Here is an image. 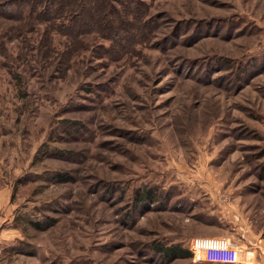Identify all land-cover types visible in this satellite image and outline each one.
<instances>
[{
  "label": "rangeland",
  "instance_id": "1",
  "mask_svg": "<svg viewBox=\"0 0 264 264\" xmlns=\"http://www.w3.org/2000/svg\"><path fill=\"white\" fill-rule=\"evenodd\" d=\"M85 1L0 0V264H203L151 246L215 235L260 263L264 0Z\"/></svg>",
  "mask_w": 264,
  "mask_h": 264
},
{
  "label": "built area",
  "instance_id": "2",
  "mask_svg": "<svg viewBox=\"0 0 264 264\" xmlns=\"http://www.w3.org/2000/svg\"><path fill=\"white\" fill-rule=\"evenodd\" d=\"M195 262L203 264H257V245L239 244L230 237H195L188 246Z\"/></svg>",
  "mask_w": 264,
  "mask_h": 264
},
{
  "label": "trees",
  "instance_id": "3",
  "mask_svg": "<svg viewBox=\"0 0 264 264\" xmlns=\"http://www.w3.org/2000/svg\"><path fill=\"white\" fill-rule=\"evenodd\" d=\"M88 0L85 1V4L87 5ZM87 8V7H86ZM89 8V7H88ZM90 14H82V18L80 21H75V19H72L73 17L71 15L67 16V23L73 25L75 27L74 29V36L77 37L78 35L85 36L87 33H89L88 29L85 31L83 26L87 27L86 24H92L90 19ZM63 26H66V24H63ZM264 171V167H263ZM56 180L58 182H69V176L67 174H56L54 175ZM135 201L136 205L142 210L145 207V204L147 203H154L158 201V193L154 189H143L138 190L135 195ZM28 223L34 227L35 229L41 230L45 223L39 222V221H28ZM151 248L154 250V252L159 255L161 258L167 260L168 262H174L177 260H191L193 258V254L189 250V248H185L181 244H173V245H164L162 243H154L152 244Z\"/></svg>",
  "mask_w": 264,
  "mask_h": 264
},
{
  "label": "crops",
  "instance_id": "4",
  "mask_svg": "<svg viewBox=\"0 0 264 264\" xmlns=\"http://www.w3.org/2000/svg\"><path fill=\"white\" fill-rule=\"evenodd\" d=\"M215 236H217V235H215ZM220 236H222V235H220ZM233 241H235L234 239H233ZM264 249V248H263ZM262 251V250H261ZM263 255H264V250H263ZM257 264H264V256H263V258H262V261L259 263V261L257 262Z\"/></svg>",
  "mask_w": 264,
  "mask_h": 264
}]
</instances>
